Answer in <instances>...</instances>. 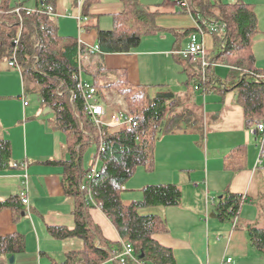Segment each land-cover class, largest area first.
<instances>
[{
  "label": "trees",
  "instance_id": "trees-1",
  "mask_svg": "<svg viewBox=\"0 0 264 264\" xmlns=\"http://www.w3.org/2000/svg\"><path fill=\"white\" fill-rule=\"evenodd\" d=\"M34 1L33 8L28 3ZM98 0H84L79 27L84 17L90 16L91 6ZM123 9L113 14L110 29H103L99 23L84 24L85 28L97 29L99 51L95 56V70L87 72L92 76L99 101H105L103 91L116 90L122 94L129 109L138 122L133 131L125 127H106L105 149L100 156L98 172L90 182L95 204L86 202V192L80 185L88 173L84 166V154L89 146L99 147L100 130L89 114L85 98L78 84L79 53L87 49L81 38L62 35L57 15L46 12L56 0H0V63L17 60L22 72L27 94L37 91L39 102L53 113L51 124L65 135V147L69 158L45 160L63 166V187L65 193L75 199L73 214L75 225H49L50 235L64 240L80 238L83 247L69 250L62 261L52 259V264H177L171 247L162 244L156 233L165 228V219L156 214H142L144 208L153 206H177L182 201V189L176 183L147 184L142 188L140 200L126 201L122 192L128 180L140 165L148 171L156 166V144L161 135L177 130H197V117L191 122L184 113L176 112L181 99L172 90H162L152 95L149 87L133 84L126 69L109 68L104 63L108 53H126L136 49L142 39L162 30L157 24V12L151 10L142 0H121ZM189 11L198 23L218 24L210 32L214 46H206L205 58L209 62L205 72L201 62L189 64L185 58L179 60L185 65L189 82L199 85L204 92L222 90L235 91L237 102L245 111L248 128L264 123V69L256 66L253 51L255 37L259 32V19L255 5L244 0H188ZM78 6V0H77ZM20 8L17 12L16 9ZM31 9V11H29ZM223 24L225 26H223ZM196 27L187 28L184 34L191 36ZM177 32V31H176ZM84 49V50H82ZM228 66L225 78L218 76L216 65ZM110 76L102 80V76ZM199 90V89H196ZM12 142L0 138V171L21 167L12 162ZM233 164V160H232ZM244 201L243 195L226 191L219 199V216L235 221L238 219ZM12 208L16 215L25 207L20 195L0 200V208ZM99 207L116 227L120 240L107 238L101 227L94 222L90 208ZM252 245L264 256V227L249 226ZM123 242L133 246L134 256L110 261L111 257L124 250ZM26 250L25 235L16 232L0 236V259L11 264L12 255Z\"/></svg>",
  "mask_w": 264,
  "mask_h": 264
},
{
  "label": "crops",
  "instance_id": "crops-1",
  "mask_svg": "<svg viewBox=\"0 0 264 264\" xmlns=\"http://www.w3.org/2000/svg\"><path fill=\"white\" fill-rule=\"evenodd\" d=\"M76 1L73 4L77 7L76 13L67 11L64 17L77 22V37L82 39L84 36L78 21L80 9ZM178 1L142 0L157 12L156 22L162 30L146 36L150 39L146 48L142 47L143 38L131 52L105 54L104 63L109 68L126 69L129 80L133 84L148 86L152 95L165 89L175 92L176 84L188 86L189 89L182 91L181 95L190 97L196 109L204 113L207 127L169 133L180 139L176 140L179 145L174 146L176 155L165 160L163 154L159 158L156 153L158 163L163 160L166 164L162 173L156 170L148 172L151 174L141 187H124L122 196L128 202L140 200L142 188L147 184L172 182L181 187L182 201L179 205L153 206L140 211L165 219L166 229L156 233V238L173 249L177 264H224L229 252L236 258L237 261L232 258L235 264H251L254 261L262 264L264 256L252 245L248 233L249 226L264 227L258 221L264 220V162L257 163V139L246 126L245 111L237 102L235 91L218 89L206 93L196 90L189 82L185 65L179 60L184 57L179 51L186 49L190 42V36L184 34V30L196 27L198 21L190 11L181 10ZM246 2L251 3L249 0ZM122 9L121 0H98L91 6L90 16L84 17L83 27L84 24L98 22L101 28L110 29L113 14ZM91 29L86 27L87 31ZM59 30L62 35H76L75 31L62 33ZM85 39L97 44V31L85 36ZM204 41L208 49L214 46V36L210 32L205 34ZM253 51L256 66L264 69V30L260 25ZM6 64L0 68V138L11 140L12 162L22 164L21 167L0 171V200L20 195L25 190L30 202L18 215L12 208H0V236L19 232L34 239L35 230L32 232L31 228L75 225V199L65 193L63 166L45 162L48 159H67L69 153L64 137L56 132L51 119L47 118V107L31 104L27 99L22 72ZM102 77L108 79L110 76ZM198 93L203 95L205 106L200 103L201 95ZM25 100L28 105H25ZM226 191L244 197L235 221L220 217L217 210L218 199ZM89 212L107 238L114 241L121 239L114 224L99 207H92ZM37 238L41 246V235L38 234ZM39 250L41 256L49 257L50 264L52 259L56 260L49 250Z\"/></svg>",
  "mask_w": 264,
  "mask_h": 264
},
{
  "label": "rangeland",
  "instance_id": "rangeland-1",
  "mask_svg": "<svg viewBox=\"0 0 264 264\" xmlns=\"http://www.w3.org/2000/svg\"><path fill=\"white\" fill-rule=\"evenodd\" d=\"M224 2H229L232 0H222ZM248 1V0H245ZM251 1V3H253L255 5V10L258 14V19H259V25L261 27L262 30H264V0H249ZM77 2V1H76ZM74 4V0L72 2V0H56V14H57V20H58V24H59V28L61 29L62 33L63 32H74L76 33L75 36L78 35V25L77 22L72 20H68L67 18L64 17V14H67L68 12H71L72 14H75L77 11V7L76 5L73 6ZM28 5L30 6V8H33L34 6V1H30L28 3ZM68 11V12H67ZM100 25V24H99ZM103 27V26H102ZM81 33L82 36H84V38H82V41L85 45L88 46H95L96 44L89 42L88 40L85 39V36L89 35V34H96L97 29L95 27H93L90 31H87L85 27L81 28ZM88 32V33H87ZM201 36V35H200ZM202 38V37H201ZM205 38V35H204ZM147 40H150L149 38L144 37V41L142 44L143 48L147 47ZM189 42V40L187 41ZM7 63V64H6ZM2 62L0 63V68L2 67V65L4 66L9 65L8 62ZM15 69V68H12ZM216 71L218 73L219 76H221L222 78H225L227 76V73L229 72L228 66L223 65V64H218L216 66ZM83 79L85 81H88L90 83H92L93 79L92 76L89 75L86 71L83 72L82 74ZM177 86H175L174 91L178 96H182L181 92H185L187 91L189 88L188 86H184V84H176ZM190 88H192V86H189ZM114 90V89H112ZM116 91V90H115ZM198 95L201 97V104L202 106H205V102H204V98L202 94ZM27 99L31 102L32 105L36 106L39 105V97H38V93L37 91L33 90L27 94ZM194 101L190 98V97H185L182 96L181 99L178 101V107L176 108V112H182L185 115V118L187 119L190 115L191 117V122L194 121V119L197 117L198 120V129H206V125H207V117L204 115V113L202 111H198L196 109V107L194 106ZM199 103V102H198ZM107 109V114L106 116L103 117V119L105 121H107L108 119L111 118V116L114 114V109L112 107L106 106ZM46 114H47V118L51 119L53 117V113L51 111L50 108L47 107L46 110ZM47 123V122H46ZM183 130H177L175 131L176 133L182 132ZM56 132L59 133V135H62L64 137V144H65V135L62 131H57ZM174 132V133H175ZM254 137H256L257 141H256V145L257 147H259V154L258 158L261 157V148H262V143H261V139L262 136L261 135H256L253 134ZM176 140H180L176 138V135H172V134H163L161 135L160 139L158 140L157 144H156V153L157 156L160 158V155L163 154L164 159H168L170 160L172 158V156L176 155L174 154L175 147L179 145V143ZM98 151V145L96 143H93L89 146V148L86 150L85 154H84V166L85 168H89L92 164L93 161L95 160V156L97 154ZM171 151V152H168ZM168 152V153H167ZM173 153V155H172ZM177 153V152H176ZM67 154V152H66ZM171 155V156H169ZM67 156L69 157V154H67ZM156 156V157H157ZM157 157V159H158ZM257 158V160H258ZM262 160H264V157H261ZM159 160V159H158ZM156 160V166H155V172H158L160 174V172L162 173L163 169L165 168L166 164L164 163L163 160H161V162H159ZM157 167V169H156ZM148 172H153V171H148L146 169V167L144 165H140L137 167L135 173L132 175V177L128 180V182L126 183V185L124 187H129V188H133L135 187L134 185H136L137 187H141V185H143V183L145 182V179L151 174H148ZM157 173V174H158ZM135 190H137V188H134ZM260 224L264 225V220H258ZM32 232L33 230H35V238L32 239L31 237L29 238V236L26 235V250L24 252H21L19 254H17L14 263L11 264H50V259L48 256L43 255L41 256L40 250L39 249H43L45 251L49 250L50 254L54 257H56L57 261L63 260L64 259V253L66 251H69L70 249H77L83 246V240L80 238H70L69 239H64V240H60V239H56L53 238L50 233L48 232L47 228H31ZM38 232H37V230ZM38 234L41 235V246L38 245ZM34 235V234H33ZM69 241V242H67ZM76 245V246H74ZM77 247V248H76ZM229 256H231V258L235 259L234 255L229 252L228 254ZM226 255L225 257L228 258L229 256ZM228 256V257H227ZM225 258V260L223 261L224 264H235V261L229 262L227 261ZM6 260V259H5ZM222 260V259H221ZM251 264H260L258 261H254L251 262ZM264 264V263H262Z\"/></svg>",
  "mask_w": 264,
  "mask_h": 264
},
{
  "label": "built area",
  "instance_id": "built-area-1",
  "mask_svg": "<svg viewBox=\"0 0 264 264\" xmlns=\"http://www.w3.org/2000/svg\"><path fill=\"white\" fill-rule=\"evenodd\" d=\"M236 1V0H234ZM84 0H78V8L81 10ZM178 4L181 6H189L188 0H179ZM191 9H189L190 11ZM17 12L20 11V8L16 9ZM31 11V9H29ZM46 12L48 15L55 17L57 14L53 6H48ZM191 12V11H190ZM81 14L78 15V19L81 20ZM223 26H225L223 24ZM218 28V24H208L207 21H203V23H198L196 25V31L193 32L190 36V42L186 49L179 51V53L187 60L189 64H197L201 62L203 66V70L205 72L206 66L209 65V62L205 58L206 54V44L204 41V35L207 32H213ZM201 35V36H200ZM202 37V38H201ZM82 44V40H80V45ZM84 50V49H82ZM99 51L98 46H88L86 50L80 51L79 53V74H80V82L78 84L79 88L81 89L83 96L85 98L86 108L89 114L92 117V120L96 126H98L100 130V141L97 154L95 156V160L93 164L88 168V173L84 177L80 188L81 190L86 192V202L95 204V201L92 196L90 182L95 177L98 172V168L100 165V156L102 151L105 149V129L106 127H125L128 131H133L137 126L138 122L131 113L128 103L125 97L116 92L115 90H104L103 94L105 97V101H99L98 92L96 87L83 79V72H93L95 70V58H93L96 52ZM9 64L13 67L19 68V64L17 60H12ZM102 80H106V78L102 77ZM199 85H196V89H200ZM29 102L25 100V105H28ZM106 106L112 107L114 109V114L111 116L110 119L105 121L103 119L104 116L107 114ZM250 130L256 134L261 135V155L264 157V123H258L255 126L251 127ZM261 156V157H262ZM258 158L257 163L262 164L264 160ZM20 198L25 205H29V198L27 192L24 190L20 193ZM214 199V198H213ZM212 199V200H213ZM124 250L117 255L111 257L110 261H115L117 259H121L122 262L125 261L127 256H130L132 259H136L133 253V246L129 243L123 242ZM228 261L231 262L232 258H228ZM2 263H8L5 259H0ZM141 264H145L141 262Z\"/></svg>",
  "mask_w": 264,
  "mask_h": 264
},
{
  "label": "water",
  "instance_id": "water-1",
  "mask_svg": "<svg viewBox=\"0 0 264 264\" xmlns=\"http://www.w3.org/2000/svg\"><path fill=\"white\" fill-rule=\"evenodd\" d=\"M14 260H15V256L12 255V256L10 257V263H14Z\"/></svg>",
  "mask_w": 264,
  "mask_h": 264
}]
</instances>
